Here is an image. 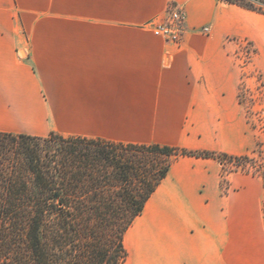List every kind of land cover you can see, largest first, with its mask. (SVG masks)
<instances>
[{
  "label": "crops",
  "instance_id": "0c3cea01",
  "mask_svg": "<svg viewBox=\"0 0 264 264\" xmlns=\"http://www.w3.org/2000/svg\"><path fill=\"white\" fill-rule=\"evenodd\" d=\"M170 6L177 41L153 30ZM242 39L264 72V14L236 4L0 0V131L245 154ZM228 179L224 194L218 159L176 158L125 234L130 263L264 264L262 182Z\"/></svg>",
  "mask_w": 264,
  "mask_h": 264
},
{
  "label": "trees",
  "instance_id": "16d2710c",
  "mask_svg": "<svg viewBox=\"0 0 264 264\" xmlns=\"http://www.w3.org/2000/svg\"><path fill=\"white\" fill-rule=\"evenodd\" d=\"M264 14V0H221ZM183 155L237 156L0 131V264H124L125 234Z\"/></svg>",
  "mask_w": 264,
  "mask_h": 264
},
{
  "label": "rangeland",
  "instance_id": "374dc122",
  "mask_svg": "<svg viewBox=\"0 0 264 264\" xmlns=\"http://www.w3.org/2000/svg\"><path fill=\"white\" fill-rule=\"evenodd\" d=\"M237 58L243 68L244 80L239 94L245 105L247 123L252 132V148L249 152L235 158L224 157L222 165V191L229 193L230 183L228 176L234 172L258 177L262 182V208L264 211V72L254 63L257 51L256 45L246 39L237 40ZM131 255L124 264H131Z\"/></svg>",
  "mask_w": 264,
  "mask_h": 264
},
{
  "label": "built area",
  "instance_id": "2783aa9c",
  "mask_svg": "<svg viewBox=\"0 0 264 264\" xmlns=\"http://www.w3.org/2000/svg\"><path fill=\"white\" fill-rule=\"evenodd\" d=\"M186 18L187 13L184 7L170 6L165 18L152 22L154 33L167 40L177 41L179 40L180 34L183 32ZM208 30L209 28H204V31Z\"/></svg>",
  "mask_w": 264,
  "mask_h": 264
}]
</instances>
